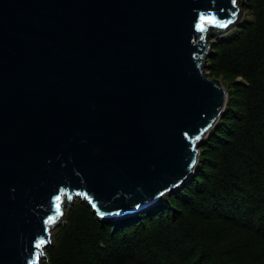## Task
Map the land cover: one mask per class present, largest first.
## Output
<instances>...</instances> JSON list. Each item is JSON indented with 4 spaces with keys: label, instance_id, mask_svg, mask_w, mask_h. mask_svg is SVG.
I'll return each instance as SVG.
<instances>
[{
    "label": "water",
    "instance_id": "water-1",
    "mask_svg": "<svg viewBox=\"0 0 264 264\" xmlns=\"http://www.w3.org/2000/svg\"><path fill=\"white\" fill-rule=\"evenodd\" d=\"M246 1L0 0V264L48 260L78 200L128 219L192 179Z\"/></svg>",
    "mask_w": 264,
    "mask_h": 264
},
{
    "label": "trees",
    "instance_id": "trees-1",
    "mask_svg": "<svg viewBox=\"0 0 264 264\" xmlns=\"http://www.w3.org/2000/svg\"><path fill=\"white\" fill-rule=\"evenodd\" d=\"M240 3L241 26L213 39L228 101L192 179L128 219L76 201L42 264H264V0Z\"/></svg>",
    "mask_w": 264,
    "mask_h": 264
},
{
    "label": "snow or ice",
    "instance_id": "snow-or-ice-1",
    "mask_svg": "<svg viewBox=\"0 0 264 264\" xmlns=\"http://www.w3.org/2000/svg\"><path fill=\"white\" fill-rule=\"evenodd\" d=\"M232 3H233V5H235L236 4V0H232ZM201 19H202V21H204L203 17H201ZM205 22H207V21H205ZM212 23H214V25L217 26V27H227L228 24L231 23V21H227L225 23H220L219 21H212ZM199 27H200V31L201 32H204L206 30L203 26H199ZM196 139L198 140V139H200V137H196ZM39 246L40 245H37V247H39Z\"/></svg>",
    "mask_w": 264,
    "mask_h": 264
},
{
    "label": "rangeland",
    "instance_id": "rangeland-1",
    "mask_svg": "<svg viewBox=\"0 0 264 264\" xmlns=\"http://www.w3.org/2000/svg\"><path fill=\"white\" fill-rule=\"evenodd\" d=\"M240 5H241V3H240ZM241 7V6H240ZM245 17H246V15H245ZM207 71V70H206ZM208 73V72H207ZM209 74V73H208ZM210 75V74H209ZM221 80V79H220ZM225 85V84H224ZM226 87V86H225ZM42 264V263H41Z\"/></svg>",
    "mask_w": 264,
    "mask_h": 264
}]
</instances>
